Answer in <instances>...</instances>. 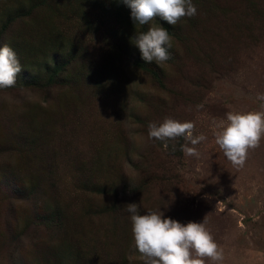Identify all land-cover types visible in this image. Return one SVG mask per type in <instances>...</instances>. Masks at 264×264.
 Listing matches in <instances>:
<instances>
[{"label":"rangeland","instance_id":"obj_1","mask_svg":"<svg viewBox=\"0 0 264 264\" xmlns=\"http://www.w3.org/2000/svg\"><path fill=\"white\" fill-rule=\"evenodd\" d=\"M112 2L0 0V46L23 67L0 89V264H144L129 203L185 225L207 216L220 264H264V139L237 168L212 126L264 110V0H192L197 15L175 26L156 17L145 31L173 37L161 64L141 58V25ZM165 118L207 137L199 156L184 137H148Z\"/></svg>","mask_w":264,"mask_h":264},{"label":"clouds","instance_id":"obj_2","mask_svg":"<svg viewBox=\"0 0 264 264\" xmlns=\"http://www.w3.org/2000/svg\"><path fill=\"white\" fill-rule=\"evenodd\" d=\"M131 9L135 24L148 25L156 17L175 26L181 18L197 15L192 0H122ZM172 35L160 26H150L146 32L137 33L132 43L140 51L146 63L161 64L172 59ZM22 65L15 51L4 44L0 46V89L11 88L17 84V76ZM257 99L264 102V94L258 93ZM197 110L203 105H197ZM264 109V103L260 105ZM215 143L234 167L242 168L249 150L260 146L264 139V110L237 112L229 111L225 118L213 119ZM195 125L191 121L180 122L165 118L157 125L148 124V137L160 141L184 137L192 146L183 145L181 150L188 156H199L197 145L207 140L204 134L194 135ZM136 203H129L125 210L129 214L132 235L136 250L141 254L144 264H220L224 251L218 245L207 227V216L202 223L181 224L171 218H163L158 210L140 214Z\"/></svg>","mask_w":264,"mask_h":264},{"label":"trees","instance_id":"obj_3","mask_svg":"<svg viewBox=\"0 0 264 264\" xmlns=\"http://www.w3.org/2000/svg\"><path fill=\"white\" fill-rule=\"evenodd\" d=\"M45 1H47V2H49V0H45ZM91 1L93 2V3H95V1L96 0H73V2L74 3H84V2H89V3H91ZM104 1H106V2H108L109 4H111L112 5V0H104ZM116 1H118V0H116ZM44 4V3H43ZM36 5H38V3L37 4H35V5H33V7L34 6H36ZM35 8H37V7H35ZM164 28H166L168 31H169V27H167V26H163ZM141 32H146L145 30V25H141ZM74 59V57L73 56H71V55H68V58H66L65 59V61H62V62H60L61 64H55L54 65V67H52V73H53V75H51V76H49V78L50 79H52L54 76H56V75H58V74H60V73H63L64 72V70L70 65V62L72 61ZM81 65H85L83 62L81 63ZM136 66H137V68L138 69H140V70H142V71H144V72H149L150 73V75L152 76V77H155V71H153V70H149L148 69V67L147 66H145V62H137L136 63ZM58 81L60 82V84L62 83V82H65L63 79H59L58 78ZM88 186V184L87 185H85V188ZM57 214H59L58 212H57V210H56V212H53L51 215H49V220H48V222L47 223H45V225H47V224H49L50 222L52 223V222H54L55 221V223H60V220H59V218H58V215ZM57 215V216H56ZM56 219V220H55Z\"/></svg>","mask_w":264,"mask_h":264}]
</instances>
